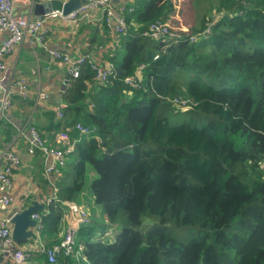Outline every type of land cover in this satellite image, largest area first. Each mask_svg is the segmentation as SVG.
<instances>
[{"label":"trees","instance_id":"16d2710c","mask_svg":"<svg viewBox=\"0 0 264 264\" xmlns=\"http://www.w3.org/2000/svg\"><path fill=\"white\" fill-rule=\"evenodd\" d=\"M130 4L108 81L82 63L78 76L69 72L55 126L31 124L57 148L56 134L69 128L71 144L33 238L60 243L63 209L74 202L89 215L75 230L83 249L50 262L29 242L19 264H264V0H219L193 40L166 45L141 32L172 3L152 14L151 0ZM137 70L139 86L129 87L124 78ZM85 188L104 216L91 219Z\"/></svg>","mask_w":264,"mask_h":264},{"label":"crops","instance_id":"0c3cea01","mask_svg":"<svg viewBox=\"0 0 264 264\" xmlns=\"http://www.w3.org/2000/svg\"><path fill=\"white\" fill-rule=\"evenodd\" d=\"M45 0H16L14 11L16 14L32 15L36 3ZM136 0H114L111 2L112 9L118 13L120 5L131 6ZM103 8L94 7L88 12L89 17L79 21L68 19L49 18L44 24L48 30L46 44L54 50L64 51L70 54L88 53L102 67L108 66L111 62L107 57L110 50L115 47L117 34L106 23L103 24ZM7 33L0 30V42ZM95 36V37H94ZM100 39V42H96ZM7 65L14 70L15 76L24 80L26 86L24 96L21 94L19 86L12 87V106L0 116V168L7 160L6 151L15 150L20 157V163L13 170V184L11 189V204L4 207L0 204V218H5L10 214L24 209L32 201H38L45 205L46 199L52 197L54 182L56 177L45 172L46 166L50 163V158L39 153L29 154L26 146L29 139V126L47 125L55 126L57 119H60V107L64 105L61 99V85L68 71L65 64L52 58L47 50L40 44L23 42L11 54L6 57ZM112 65V64H111ZM46 94L45 99H40L39 94ZM46 112V115H45ZM54 112V118L49 116ZM48 116V118H47ZM46 118V120H45ZM53 130V129H52ZM61 127L47 132L50 140H54L55 134ZM58 134V133H57ZM56 134V135H57ZM8 138V140H6ZM48 141V140H47ZM55 141V140H54ZM56 145L65 147L66 140ZM49 142V141H48ZM84 194L93 201L88 188ZM91 212L96 209L98 212L100 205L89 204ZM96 212L91 214V219H95ZM63 218L60 221V229L57 239H60L66 226L72 221L67 206L63 209ZM99 215V214H98ZM47 242L44 236L38 238ZM23 246H26L24 244ZM85 257V256H84ZM86 260H80L78 264H84ZM75 263V262H74ZM29 264H46L42 258L32 261Z\"/></svg>","mask_w":264,"mask_h":264},{"label":"built area","instance_id":"2783aa9c","mask_svg":"<svg viewBox=\"0 0 264 264\" xmlns=\"http://www.w3.org/2000/svg\"><path fill=\"white\" fill-rule=\"evenodd\" d=\"M114 0H86L81 5L70 11L67 14H62L60 11H51L49 13L41 15H26L16 14L14 6L16 0H0V30L7 31L6 37L0 42V116L9 110L12 106V87L14 85L19 86L21 94L24 96L26 86L24 80L15 76L14 70L5 63V58L11 54L16 48H18L23 42L43 44L48 33L45 27V20L49 18H62L68 20H76L81 16H87L88 12L94 7H102L106 17L107 24L113 29L115 33H121L127 28V21L124 15L125 10H130L126 5H120L118 13H115L112 9L111 2ZM161 19L152 21L146 28L142 30V34L149 36L153 39L160 41L162 44L173 41L177 42L184 40L186 35L178 34L172 35L171 31L162 25ZM190 40H193V35H188ZM49 55L57 61L65 64L69 72L73 76H78L80 72V65L87 63L90 69L94 72V78L106 82L108 76L112 74V65L102 67L94 58H91L82 53L70 54L60 50H54L48 46H44ZM157 57V54L154 56ZM139 70L135 75H129L124 78V82L129 86L136 88L139 86ZM46 94H39V98H45ZM80 131H84L85 128L79 122L74 124ZM66 128L57 134L58 141H69V133ZM71 147L69 144L66 147H49L47 146L39 132L34 125L29 126V139L26 151L29 154L43 153L46 157L50 158V163L46 166L45 172L55 176L58 172V166L64 164L68 151ZM6 156L11 166H16L19 163V157L14 151L7 150ZM262 166L264 167V156L262 160ZM11 166H6L3 170H0V204L4 207H9L11 204ZM50 199H48L49 201ZM68 212L72 216V221L66 226L63 238L60 243L53 244L51 246H45L38 238L32 242L36 245L40 251L44 252L48 256L50 262H56V255L59 252L70 254L78 259L83 249V244L75 241V230L79 224L89 221V215L83 213L80 206L74 202H68ZM10 214L5 218H0V264H19L26 256L24 248L18 246L11 237V223ZM31 217L38 220L36 228L40 226V214L34 212ZM35 228V230H36Z\"/></svg>","mask_w":264,"mask_h":264},{"label":"rangeland","instance_id":"374dc122","mask_svg":"<svg viewBox=\"0 0 264 264\" xmlns=\"http://www.w3.org/2000/svg\"><path fill=\"white\" fill-rule=\"evenodd\" d=\"M164 0H151L152 7L146 10V14H152L153 8ZM172 3L171 9L166 13L165 18L159 17L162 21V25L167 27L172 35H193L195 30L200 27L202 24V20L206 19L209 22V19L215 18L218 14L217 9L219 8V0H169ZM242 1V0H241ZM249 1V0H244ZM243 4V3H242ZM124 5V4H122ZM222 8V7H221ZM223 10V9H222ZM192 32V33H191ZM93 201V205H95ZM100 211H93L99 215L104 216V207L100 205ZM89 214V213H88ZM87 214V215H88ZM97 217V215H95ZM102 219V218H98ZM116 232L117 230L113 229L112 232ZM98 230L96 236H100L99 238L104 239L105 236L112 234L110 231L105 234V232H101ZM86 259V257H83ZM86 263V261H85Z\"/></svg>","mask_w":264,"mask_h":264},{"label":"water","instance_id":"95a60500","mask_svg":"<svg viewBox=\"0 0 264 264\" xmlns=\"http://www.w3.org/2000/svg\"><path fill=\"white\" fill-rule=\"evenodd\" d=\"M84 1L86 0H45L42 3L35 4L33 13L35 15H41L56 10L65 15L78 8ZM69 76V71H67L61 85V91L65 88L66 81ZM43 210V203L32 201L31 204L26 206L24 209L16 211L11 215V237L18 246L20 245L23 247L24 244L35 240V238H33V234L36 228L37 220L32 218L31 214L36 211L41 212Z\"/></svg>","mask_w":264,"mask_h":264},{"label":"bare ground","instance_id":"6f19581e","mask_svg":"<svg viewBox=\"0 0 264 264\" xmlns=\"http://www.w3.org/2000/svg\"><path fill=\"white\" fill-rule=\"evenodd\" d=\"M1 31H5V30H1ZM6 33H7V31H5ZM8 34V33H7ZM35 44H38V43H35ZM40 45H42L43 47L44 46H47V44H46V39H45V42L43 43V44H40ZM85 55H87V54H85ZM87 56H89V55H87ZM89 57H91V56H89ZM92 58V57H91ZM46 170V169H45ZM59 174V173H58ZM12 188H10V190H11ZM37 212V211H36ZM73 220V219H72ZM37 222H38V220H37ZM40 244H43V243H40Z\"/></svg>","mask_w":264,"mask_h":264},{"label":"clouds","instance_id":"9594fccd","mask_svg":"<svg viewBox=\"0 0 264 264\" xmlns=\"http://www.w3.org/2000/svg\"><path fill=\"white\" fill-rule=\"evenodd\" d=\"M38 212V211H37Z\"/></svg>","mask_w":264,"mask_h":264}]
</instances>
